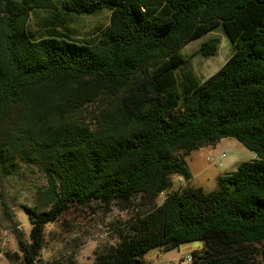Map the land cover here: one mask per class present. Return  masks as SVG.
Returning a JSON list of instances; mask_svg holds the SVG:
<instances>
[{
	"label": "trees",
	"instance_id": "obj_1",
	"mask_svg": "<svg viewBox=\"0 0 264 264\" xmlns=\"http://www.w3.org/2000/svg\"><path fill=\"white\" fill-rule=\"evenodd\" d=\"M103 10L92 33L72 26ZM219 24L233 53L199 81L180 49ZM226 138L255 159L190 186L186 157ZM22 166L45 182L28 239L4 194ZM92 204L136 215L92 264L193 242L191 264H264V0H0V212L17 244L3 257L55 264L38 260L45 226Z\"/></svg>",
	"mask_w": 264,
	"mask_h": 264
},
{
	"label": "rangeland",
	"instance_id": "obj_2",
	"mask_svg": "<svg viewBox=\"0 0 264 264\" xmlns=\"http://www.w3.org/2000/svg\"><path fill=\"white\" fill-rule=\"evenodd\" d=\"M108 18L109 12L103 10L93 16H78L72 26L80 34H90L95 27L107 24ZM211 38L220 39L216 56L203 57L196 54L199 46ZM233 48L222 25L219 24L201 37L184 45L180 49V54L189 60L195 77L199 81H204L224 65L231 57ZM227 140L231 142L227 153L236 155L241 162L252 161L253 152L235 139L227 138ZM44 184L42 174L35 168L26 166H22L17 174L10 177L4 184L6 200L19 224L17 229L23 232L27 239L31 226L24 208L34 209L36 190ZM163 198L164 194L159 197L158 204ZM135 216L133 212H122L114 206L105 209L99 204H92L89 209L74 210L61 217L58 222L45 226L38 260L55 264H92L95 252L102 253L116 244L119 232L126 230ZM12 233V228L0 212V237L7 247L14 246L16 243ZM201 247V243L193 242L166 253L154 250L145 255L144 260L148 264H181L187 255L200 250ZM251 251V254L260 260L257 256L262 255V249L253 247Z\"/></svg>",
	"mask_w": 264,
	"mask_h": 264
},
{
	"label": "crops",
	"instance_id": "obj_3",
	"mask_svg": "<svg viewBox=\"0 0 264 264\" xmlns=\"http://www.w3.org/2000/svg\"><path fill=\"white\" fill-rule=\"evenodd\" d=\"M229 145H231V142L227 138L221 139L214 145L206 146L190 153L186 157V162L191 173V180L188 184L195 188H201L205 192H210L216 187L217 177L235 171L243 162L236 155L227 153ZM207 157L212 158V161H207ZM253 159H255V154L251 157V160ZM171 181L172 190H177L187 185L179 177H172ZM4 250L16 252L17 244L14 243V246L7 247L2 237H0V264H9L2 255Z\"/></svg>",
	"mask_w": 264,
	"mask_h": 264
},
{
	"label": "built area",
	"instance_id": "obj_4",
	"mask_svg": "<svg viewBox=\"0 0 264 264\" xmlns=\"http://www.w3.org/2000/svg\"><path fill=\"white\" fill-rule=\"evenodd\" d=\"M207 161H212V158H210V157H207ZM192 263V256H191V254L190 255H187L184 259H183V261H182V263L181 264H191Z\"/></svg>",
	"mask_w": 264,
	"mask_h": 264
}]
</instances>
